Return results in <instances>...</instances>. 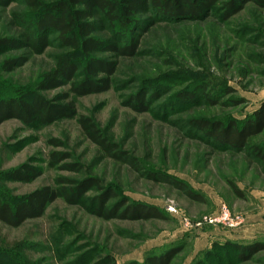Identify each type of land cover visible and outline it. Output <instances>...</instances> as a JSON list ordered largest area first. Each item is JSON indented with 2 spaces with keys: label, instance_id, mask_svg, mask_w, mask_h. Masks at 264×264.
<instances>
[{
  "label": "rangeland",
  "instance_id": "1",
  "mask_svg": "<svg viewBox=\"0 0 264 264\" xmlns=\"http://www.w3.org/2000/svg\"><path fill=\"white\" fill-rule=\"evenodd\" d=\"M34 1L38 7L29 6L28 0L0 6V41L21 44L0 48V99L35 91L60 105L71 102L75 116L47 126L14 119L0 124V200L12 204L47 186L72 190L77 182L94 178L103 191L115 194L107 209L126 202L152 207L162 217L104 220L59 198L41 217L17 228L0 223V264H146L148 257L170 252L174 256L169 264H264V249L241 262L232 249L215 247L247 227L253 238L230 242L264 246L262 163L249 146L240 152L220 148L192 127L200 119L234 121L240 127L264 103V5L251 1L225 19L229 0H215L197 17L163 15L152 0H144L131 16V31L94 13L83 21L93 26L85 38L97 40L100 47L84 56L46 30L42 52L27 47L40 17L65 0ZM133 42L131 56L108 51ZM66 55L77 69L71 81L38 91L42 77ZM20 59L22 66L3 70L4 62ZM89 60L113 65L110 87L79 97L70 88L87 78ZM141 98L145 112L131 107ZM80 118L95 125L108 150L87 137ZM249 145L264 151V131ZM24 165L35 170L34 179L15 182L6 177ZM230 184L242 197L233 194ZM102 190L88 191L85 199ZM221 206L232 218H242V225L199 224L218 215Z\"/></svg>",
  "mask_w": 264,
  "mask_h": 264
},
{
  "label": "trees",
  "instance_id": "2",
  "mask_svg": "<svg viewBox=\"0 0 264 264\" xmlns=\"http://www.w3.org/2000/svg\"><path fill=\"white\" fill-rule=\"evenodd\" d=\"M11 0H0V6H6ZM254 1L257 5H264V0H229L225 4L227 13L224 18L228 19L241 11L244 6ZM153 5L163 15L170 16H191L197 17L199 12L204 11L214 5L215 0H152ZM28 5L38 7L34 0H28ZM75 6L82 7L81 10H71ZM144 6V0H65L52 6V12L43 14L35 25L36 33L32 36L31 42L27 47L40 53L46 48V39L41 35L43 31H52L59 35L60 42L69 48L81 50L83 55H89L91 51L100 47V43L93 38L88 37L93 30V26L83 22L94 13L102 14L108 19L121 26L123 30L131 31L134 25V19L131 17ZM54 13V14H53ZM83 38V41L78 39ZM21 44L11 40H1L0 48L15 49ZM136 42L130 47L111 48L119 56H131L134 54ZM24 61H6L3 64L4 71H11L16 67L22 66ZM76 66L71 61V55L63 56L57 64L55 70L45 74L37 84L38 91L52 90L70 82L76 72ZM112 64L103 63L98 60H89L86 63L85 72L87 78L77 85H72L70 90L76 96H85L90 94L103 93L110 87L109 76L113 73ZM106 75L105 78L94 81L92 78L98 74ZM135 111L145 112L146 106L143 100L135 101L131 106ZM75 116L73 104L68 102L65 105L48 101L37 92L17 91V96L0 99V124L7 120H18L24 125L47 126L57 120L71 119ZM79 125L87 137L96 145L104 150L109 147L104 141H100L96 134L95 125L86 118L79 119ZM192 127L198 133L212 140L216 146L233 151H242L249 146L252 155L262 163L264 173V151L258 147L250 146V141L264 131V103L253 114V118L245 121L240 127L234 121L222 123L220 121L195 120L192 121ZM6 177L10 181L29 182L36 177L35 170L29 166L9 172ZM233 194L236 197H242V193L230 184ZM102 190L97 179L88 178L77 182L75 187L66 189H54L49 186L36 189L35 191L16 199L12 204L0 200V223L17 228L24 222L39 218L43 215L45 209L57 199H63L68 205H78L85 209L89 214L104 219H123V220H149L161 219L154 208L143 205H128L126 202H120L118 207L107 209L106 204L109 199L114 198L115 194L110 190L103 191L99 196L85 199V194L92 190ZM191 195V194H187ZM86 202V203H85ZM122 209V210H121ZM121 210L119 213L118 211ZM119 213V214H118ZM218 250L232 249L236 254V259L245 261L250 259L255 253L264 249L263 245L253 243L241 245L235 242H226L225 244H216ZM174 256V252L167 253L161 257H148L146 264H169ZM130 264H138L132 262Z\"/></svg>",
  "mask_w": 264,
  "mask_h": 264
},
{
  "label": "built area",
  "instance_id": "3",
  "mask_svg": "<svg viewBox=\"0 0 264 264\" xmlns=\"http://www.w3.org/2000/svg\"><path fill=\"white\" fill-rule=\"evenodd\" d=\"M208 224V225H214V226H224L227 228H235L240 225H242L243 220L240 217H235L232 218L230 216V213L228 209L225 206H221L219 210V214L216 216H211V217H205L203 218L202 222L199 224Z\"/></svg>",
  "mask_w": 264,
  "mask_h": 264
},
{
  "label": "crops",
  "instance_id": "4",
  "mask_svg": "<svg viewBox=\"0 0 264 264\" xmlns=\"http://www.w3.org/2000/svg\"><path fill=\"white\" fill-rule=\"evenodd\" d=\"M253 236H254V232H252V230L248 229L247 227L243 231L235 232L234 236L229 234L228 236H225V237L226 239H229L230 241L232 240L235 242L236 241L243 242V241H248L250 238H253Z\"/></svg>",
  "mask_w": 264,
  "mask_h": 264
}]
</instances>
